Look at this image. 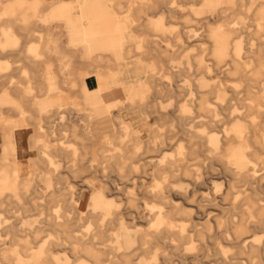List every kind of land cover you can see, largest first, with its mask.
<instances>
[{
  "label": "bare ground",
  "instance_id": "bare-ground-1",
  "mask_svg": "<svg viewBox=\"0 0 264 264\" xmlns=\"http://www.w3.org/2000/svg\"><path fill=\"white\" fill-rule=\"evenodd\" d=\"M250 1L0 0V131L20 151L28 140L38 153L31 177L20 175L18 158H0L11 165L0 184L18 177L21 187L34 185L31 194L20 188L0 196V264H264V0L255 8ZM194 6L199 14L205 6L216 12L204 24L202 44ZM181 7L189 11L180 18ZM179 18L182 26L174 29ZM129 28L139 34L140 52L136 43L127 45ZM135 55L153 61L158 73L193 77L195 93L179 85L175 93L149 75L144 80L154 93L125 106L120 98L143 89L123 83H140L146 64L127 61L117 82L123 91L109 87L102 104L87 107L83 126L72 115L56 123L57 105L68 99L46 81L51 61L57 86L87 105L103 94L88 89L87 78L97 77L101 88L100 68ZM15 77L32 82L38 107L20 86L11 92L24 111L9 105L11 93L1 88ZM116 101L119 112L111 116L106 106ZM126 113L151 121L146 139ZM97 140L107 146L96 147ZM205 185L210 192L200 202ZM49 186L56 188L38 204L39 187ZM41 208L47 217L35 229L4 224L14 211Z\"/></svg>",
  "mask_w": 264,
  "mask_h": 264
},
{
  "label": "rangeland",
  "instance_id": "rangeland-1",
  "mask_svg": "<svg viewBox=\"0 0 264 264\" xmlns=\"http://www.w3.org/2000/svg\"><path fill=\"white\" fill-rule=\"evenodd\" d=\"M68 1H73V0H68ZM259 2H260V0H251L250 6L252 8H255ZM196 8H197V6H194L193 11ZM181 10L182 11L177 14V16L180 18L183 16V14H185L189 11V8L188 7H185V8L181 7ZM203 10H204L203 14L196 13L197 10L192 12V15L196 19V21L199 22V20H200V24L199 23L197 24V22L194 23V25H195L194 27L199 28L198 32L196 33L197 34L196 37L198 39L201 38L200 42L196 43V44H202V42L205 41L207 28H206V26H204V24H206L207 22H210V21H214L213 16L216 13L214 10L209 9L208 6H205ZM158 16L159 15H154L155 18H158ZM180 18H179V23L177 24L178 26L174 29H177V28L180 29V27L182 26V24H180L182 22V20H180ZM122 19H124V17ZM237 20H238V23L243 24L245 26H248V23L246 20H244V19L241 20L240 17ZM129 21H131V20H129ZM47 22L51 23V19H50V21L48 20ZM235 24L236 23H234V25ZM194 27L189 28V30L193 31L195 33L196 29ZM248 30L252 31L253 29L248 26ZM64 31L67 33V28H65ZM128 32H129V37L131 40H137V43H136V45L138 47L137 51L140 52V50H142L143 44L140 41L139 34L136 33L134 30H131V28L128 29ZM199 33H201V34H199ZM65 44H67V46H69L70 48L73 47V46H71L72 43H70L68 40L66 41ZM164 44L167 45L166 43H164ZM190 52L193 54H197L198 50L196 49V47L192 46ZM141 58H143L144 59L143 61L146 63V64H144V66L142 67V70L140 71V74L138 75V78L141 79V82L137 83L136 80H130V81H127L126 83H123V81L121 79L123 76L122 73L124 71L122 68V64L124 62H127V61L128 62L137 61ZM111 64H113V67H115V68H112L110 70L104 68V66L102 68H100V70H102V74L100 76L102 77L103 84H104L101 88L98 86L96 78H92L89 80L91 90L102 89L103 94L99 97L100 98L99 100L87 101V105H85V104H82V102L78 96H73L71 98L70 92L64 91L61 87L57 86L58 77L56 75L55 63L52 61L50 62L49 65L51 67V71L47 75L46 81H47L49 86H52L51 91L58 94L60 97L62 96L64 98L68 99L67 105H65V106L57 105V109L60 112H59V114H57L56 123L59 122L61 124H65L67 122V119L69 117H71V115H72V118L75 121H77L80 126H83L85 123L83 121H80V120H81L82 116L86 112H88L87 107H90V108L93 107L96 109V106L100 105L99 103H101L102 99L104 97L108 98V95H110V94H108L111 91L109 89V87H111V89L115 90V91L116 90L123 91V87H121V86L118 87L117 82L123 83L124 86H127L128 84L133 83L135 86H137V88L143 89V91H144V92L142 91L141 93L137 94L136 97L135 96L128 97L124 94L125 96L120 98L122 100L123 105L127 106L130 103L135 102L137 99H139L141 101H146L147 100L146 96L154 93V89L151 86H148L144 80L149 75H155V77L160 80L158 82H161L162 84L170 86L171 88H173V92H175V93L177 91L174 88L178 85L181 86V89L183 90L181 92L184 94L185 93L186 94L195 93V90L193 89L194 88L193 77H189L188 75H186V76L184 75V76H179V77L175 78V76L171 77V76H169L163 72L158 73V71H159L158 66H156L153 61H147V59H145L142 56L140 57L139 55H135L133 58H131L129 60H125V61L115 59L114 62ZM148 64L150 65L149 66L150 68H148V66H146ZM7 65L10 66L11 68L17 66V64L12 62L11 60L8 61ZM187 66L190 67L191 69L194 68V65L192 62L189 63ZM235 83L236 82L230 81L228 84L233 85ZM12 86H20L23 89L26 88V91H22V94L24 96L30 97L32 99L33 104L38 107V101L40 100V98L37 96V92L35 91V89L32 88V82L31 81H24V80L22 81V80H20L19 77L13 78L11 82L10 81L6 82L4 84V86L1 88V92L11 93V95L9 94L7 97L8 100L10 101V102H8L9 105L16 108L20 112L24 111V109H23L21 103L18 101L17 97L14 94H12L13 92H11V90L13 89ZM240 90H243V88ZM199 91H201V93H208L209 89L208 88H199ZM89 96H92V94H90ZM117 102L118 101L115 102L116 105H108V103H107L108 106H106V107H108L110 109V111H111L110 115L111 116H115L119 112L118 109H119V106L121 103H119V102L117 103ZM183 104H184V102H183ZM43 114H51V112L48 111V112H44ZM93 115H95V116H102V115L107 116V114L103 113V112H95V113H93ZM62 116H63V119L60 118ZM126 116L128 119H130L131 121L134 122V125L136 127L140 128L144 132L143 138L146 139L148 137L147 134L149 131V126L151 124V121H147L146 119L143 118L142 115H139V114L133 115V114L126 113ZM30 129H29V131L31 132L32 128H30ZM104 132H106V131H104ZM110 132H112V131H110ZM92 142H94V140ZM101 146H107V144L105 143L104 145H101V144H99V141H98L96 147H101ZM18 149H19V147L15 146V145L13 146L11 144V142L9 140H7L6 135L0 131V158L6 157L9 160L12 159V157L18 158V160H19L18 163L20 164V175L22 177H31L32 173L34 171V164H35L32 158H36L38 156V153L36 150L30 148L28 140L24 141V144L22 143V148H21L22 151H20V149L19 150ZM151 161L154 162V161H156V159H151ZM10 173H11V165L9 163H1L0 162V176L6 177V176H9ZM222 182L224 183V181H222ZM226 183L221 187V191H220L221 194H224L227 191V184ZM33 186L34 185L32 183H27V184L25 183L24 186L21 187L19 184V178L18 177L15 179H8L5 182H3L2 184H0V196L5 197L7 194H10V193L11 194L13 193V195H16L17 194L16 192H18V190L20 188H22L28 194H31ZM55 188H56V186H49L46 188L39 187V189L41 190V196L36 199L37 203L38 204H46L48 196L51 194V191L54 190ZM148 188L150 191L156 190V187H154V182H151L148 185ZM208 192H210L209 186L208 185L203 186L200 189V191L197 193L198 200L200 202H202L201 201L202 196L206 195ZM82 193H83L82 196L84 195V198L82 201V210H85L88 207V203H89V200L87 199L89 196V193L85 190H83ZM16 200L21 202V199L18 197H16ZM262 203H264V200L262 201ZM28 206H29V204H28ZM4 215H5V213L3 212L1 214V216L3 217ZM46 217H47V212L43 208H41L39 213H37L36 211H32L29 213V215L26 212H23L22 209H20V210L14 211L12 214V217L11 218L9 217L8 219H6L4 224L18 223L21 230H27V229L32 230L38 226H41L42 222L46 219ZM22 234H24V236H26V232H24ZM132 235L135 238V233H132ZM0 239L2 241H4L3 237H0ZM250 240L251 239H248L247 242L249 243ZM235 252H236V250H233V249H231L229 251V253H235Z\"/></svg>",
  "mask_w": 264,
  "mask_h": 264
},
{
  "label": "crops",
  "instance_id": "crops-1",
  "mask_svg": "<svg viewBox=\"0 0 264 264\" xmlns=\"http://www.w3.org/2000/svg\"><path fill=\"white\" fill-rule=\"evenodd\" d=\"M126 42H127V45H131L132 43H137V42H135L134 40H131V39H130V37H129V32L126 33ZM92 78H96V80H97V77H90V78H87V80H86V86H87V88L90 89V90H91V86H90L89 80L92 79ZM93 91H94V90H93Z\"/></svg>",
  "mask_w": 264,
  "mask_h": 264
}]
</instances>
